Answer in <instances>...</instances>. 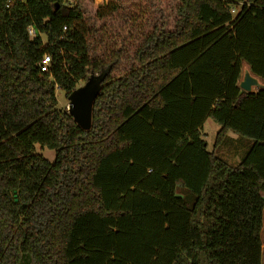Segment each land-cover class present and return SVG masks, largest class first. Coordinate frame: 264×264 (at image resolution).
Instances as JSON below:
<instances>
[{
  "label": "trees",
  "instance_id": "trees-1",
  "mask_svg": "<svg viewBox=\"0 0 264 264\" xmlns=\"http://www.w3.org/2000/svg\"><path fill=\"white\" fill-rule=\"evenodd\" d=\"M243 64L264 81V0H0V264H261L264 86ZM108 66L83 130L55 90ZM229 131L250 142L234 165Z\"/></svg>",
  "mask_w": 264,
  "mask_h": 264
},
{
  "label": "rangeland",
  "instance_id": "rangeland-1",
  "mask_svg": "<svg viewBox=\"0 0 264 264\" xmlns=\"http://www.w3.org/2000/svg\"><path fill=\"white\" fill-rule=\"evenodd\" d=\"M98 3H101L102 0H97ZM242 77L247 71V67L245 64H243L242 68ZM259 82V81H258ZM260 83V82H259ZM83 82H80L78 86H81ZM55 96L57 99V108L60 110H67L68 106V98L64 91L56 88L55 90ZM219 129V125L214 122L211 118H207L205 122L203 123L202 130H201V137L207 144V150L212 151L214 140L216 133ZM238 136L232 132L227 133V140L225 143H222L218 148H216L215 152L222 157L227 163L229 164H237L242 159L243 154L246 150L245 145L242 143L238 145L237 139ZM248 149V148H246ZM244 150V152H243ZM34 153L39 154L44 159L48 160L49 162H53L55 158V150L43 147L41 148L38 144L34 145ZM264 199V194H263ZM260 238L262 242V253H261V264H264V207H263V214H262V229L260 233Z\"/></svg>",
  "mask_w": 264,
  "mask_h": 264
},
{
  "label": "water",
  "instance_id": "water-1",
  "mask_svg": "<svg viewBox=\"0 0 264 264\" xmlns=\"http://www.w3.org/2000/svg\"><path fill=\"white\" fill-rule=\"evenodd\" d=\"M109 71L108 66L98 74H91L81 86L67 96V112L83 130H88L91 126L92 105ZM238 85L242 90L249 92L251 87L259 85V82L246 71Z\"/></svg>",
  "mask_w": 264,
  "mask_h": 264
},
{
  "label": "built area",
  "instance_id": "built-area-1",
  "mask_svg": "<svg viewBox=\"0 0 264 264\" xmlns=\"http://www.w3.org/2000/svg\"><path fill=\"white\" fill-rule=\"evenodd\" d=\"M15 1H20L22 3L25 2V0H6V7H9ZM230 13L233 15L235 13V10L233 8H231ZM27 33H28V36L30 39H33L37 34L41 36V34L37 33L32 26H29L27 28ZM50 62H51L50 57L48 55H44L38 64L40 72L48 71L49 66H50Z\"/></svg>",
  "mask_w": 264,
  "mask_h": 264
},
{
  "label": "crops",
  "instance_id": "crops-1",
  "mask_svg": "<svg viewBox=\"0 0 264 264\" xmlns=\"http://www.w3.org/2000/svg\"><path fill=\"white\" fill-rule=\"evenodd\" d=\"M245 65H246V64H245ZM242 66H243V65H242ZM242 66H241V68H242ZM246 67H247V71L250 73L249 68H248L247 65H246ZM250 75L253 76L251 73H250ZM253 77L256 78V79L260 82L259 85L251 87V92H256L257 89H259L261 86H264V81H263V80H260L259 78L255 77V76H253ZM241 78H242V70H241V75H240L239 82H240ZM233 139H237V141H239V142H238V145H240L241 143H242L243 145H245V149H244V150H246V148L250 145V142L243 141V140H239L238 138H233ZM244 150H243V152H244ZM261 249H262V248H261ZM261 253H262V250H261Z\"/></svg>",
  "mask_w": 264,
  "mask_h": 264
}]
</instances>
